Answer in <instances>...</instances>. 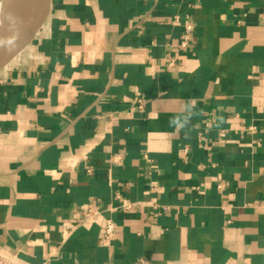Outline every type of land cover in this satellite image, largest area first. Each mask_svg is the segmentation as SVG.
<instances>
[{"label":"crops","instance_id":"0c3cea01","mask_svg":"<svg viewBox=\"0 0 264 264\" xmlns=\"http://www.w3.org/2000/svg\"><path fill=\"white\" fill-rule=\"evenodd\" d=\"M0 256L264 264V0H52L0 70Z\"/></svg>","mask_w":264,"mask_h":264},{"label":"water","instance_id":"95a60500","mask_svg":"<svg viewBox=\"0 0 264 264\" xmlns=\"http://www.w3.org/2000/svg\"><path fill=\"white\" fill-rule=\"evenodd\" d=\"M3 1L7 2L6 9H10L17 0ZM51 4L52 0H41L40 10L32 19L33 29L28 38H24L22 35V24L26 19V13L21 16L17 25L16 21H14L15 17L11 16L9 24L6 27L7 29L4 31L5 39L0 45V70L10 68L14 63V60L34 41L49 16Z\"/></svg>","mask_w":264,"mask_h":264},{"label":"bare ground","instance_id":"6f19581e","mask_svg":"<svg viewBox=\"0 0 264 264\" xmlns=\"http://www.w3.org/2000/svg\"><path fill=\"white\" fill-rule=\"evenodd\" d=\"M40 2L41 0H17L10 9H6L7 3L4 5L3 1L0 2V45L5 39L4 31L7 29L11 16L15 17L14 21H16L17 25L21 16L26 13V19L22 24V35L25 37L29 30L26 27L32 22L33 17L40 8Z\"/></svg>","mask_w":264,"mask_h":264},{"label":"built area","instance_id":"2783aa9c","mask_svg":"<svg viewBox=\"0 0 264 264\" xmlns=\"http://www.w3.org/2000/svg\"><path fill=\"white\" fill-rule=\"evenodd\" d=\"M193 30H194V25L191 21H189L185 25V29L183 33L181 34V39L179 43L180 48L186 49L189 47V45L192 42ZM184 152L185 153L187 152V148L184 149ZM134 204L135 203H125L122 205V208L131 209L134 206ZM95 210H96L95 207L91 204L86 208V211H85L86 220L93 219L96 216L97 213ZM115 236H116V223L112 219H107L106 224H105V229H104V237L107 240L111 241L112 239L115 238ZM146 263H147L146 260L144 259L141 260V264H146ZM0 264H19V263L10 261L0 256Z\"/></svg>","mask_w":264,"mask_h":264},{"label":"rangeland","instance_id":"374dc122","mask_svg":"<svg viewBox=\"0 0 264 264\" xmlns=\"http://www.w3.org/2000/svg\"><path fill=\"white\" fill-rule=\"evenodd\" d=\"M1 1H3V0H0V2H1ZM3 3H4V5H5V3H7V2H6V1H3Z\"/></svg>","mask_w":264,"mask_h":264}]
</instances>
